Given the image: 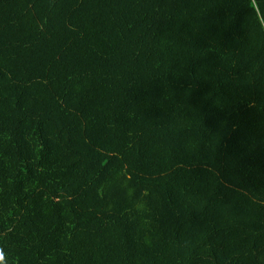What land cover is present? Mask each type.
Returning <instances> with one entry per match:
<instances>
[{
    "label": "trees",
    "instance_id": "1",
    "mask_svg": "<svg viewBox=\"0 0 264 264\" xmlns=\"http://www.w3.org/2000/svg\"><path fill=\"white\" fill-rule=\"evenodd\" d=\"M0 264H264V0H0Z\"/></svg>",
    "mask_w": 264,
    "mask_h": 264
},
{
    "label": "clouds",
    "instance_id": "2",
    "mask_svg": "<svg viewBox=\"0 0 264 264\" xmlns=\"http://www.w3.org/2000/svg\"><path fill=\"white\" fill-rule=\"evenodd\" d=\"M0 259H2V257H0Z\"/></svg>",
    "mask_w": 264,
    "mask_h": 264
}]
</instances>
